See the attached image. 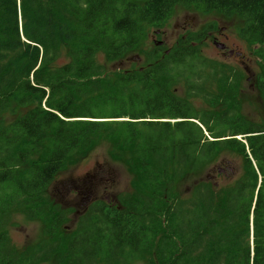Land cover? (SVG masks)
<instances>
[{"label":"trees","instance_id":"16d2710c","mask_svg":"<svg viewBox=\"0 0 264 264\" xmlns=\"http://www.w3.org/2000/svg\"><path fill=\"white\" fill-rule=\"evenodd\" d=\"M179 6L237 16L264 61V0H0V264H264V120L241 115L237 79L201 56L210 27L113 84L98 79L99 54L123 58ZM256 85L264 94V74ZM101 138L145 184L88 202L64 243L68 211L50 188ZM228 152L243 174L194 180ZM17 209L48 223L26 258L6 230Z\"/></svg>","mask_w":264,"mask_h":264},{"label":"rangeland","instance_id":"374dc122","mask_svg":"<svg viewBox=\"0 0 264 264\" xmlns=\"http://www.w3.org/2000/svg\"><path fill=\"white\" fill-rule=\"evenodd\" d=\"M242 25V20L237 16L225 17L216 12L206 13L195 8L179 6L160 27L147 28L139 45L123 58L107 61L103 54H99L98 69L103 70L98 79H106L113 84L119 73L134 72L158 60L159 57L154 56L158 47L168 54L175 49L179 40L210 27L206 38L201 42V56L210 62L220 64L221 68L224 66L221 71H227L224 73L227 83L237 79L241 115L252 122L261 123L264 120V94L258 90L256 84L257 79L264 74V61L257 54L260 45L240 37L238 29ZM158 42L162 45L157 46ZM217 43L224 44L226 48L218 49L215 46ZM230 50H234V53L231 54ZM209 84L215 92L217 82L211 79ZM176 91L178 96L185 97L181 85L176 86ZM193 104L198 109L205 107L201 100H193ZM4 116L1 115L0 118ZM112 149V141L101 138L87 153L68 157L64 167L55 177L50 191L57 203L68 211L65 228L59 232L64 243L75 229L77 218L88 202L100 199L115 203L119 194L138 192L145 184V173L138 163H133L131 167L127 157L122 160L115 159ZM241 174H243L241 157L228 152L212 166L196 174L194 180L208 179L216 184L225 185L228 179L232 180ZM178 187L182 188V183ZM47 226L46 221L28 219L20 209H17L6 230L12 243L23 253V258H26L39 244H44L48 240L45 235ZM63 248L64 245L61 252ZM41 264L61 263L58 255H55L50 261ZM130 264L144 263L135 261Z\"/></svg>","mask_w":264,"mask_h":264},{"label":"water","instance_id":"95a60500","mask_svg":"<svg viewBox=\"0 0 264 264\" xmlns=\"http://www.w3.org/2000/svg\"><path fill=\"white\" fill-rule=\"evenodd\" d=\"M156 33H158V32H156ZM162 45V43L161 42H158L157 43V46H161ZM215 46L218 48V49H225V45L224 44H222V43H217V44H215ZM166 53H168V52H166Z\"/></svg>","mask_w":264,"mask_h":264},{"label":"flooded vegetation","instance_id":"af4514ba","mask_svg":"<svg viewBox=\"0 0 264 264\" xmlns=\"http://www.w3.org/2000/svg\"><path fill=\"white\" fill-rule=\"evenodd\" d=\"M229 52L232 54V53H234V50H230Z\"/></svg>","mask_w":264,"mask_h":264}]
</instances>
